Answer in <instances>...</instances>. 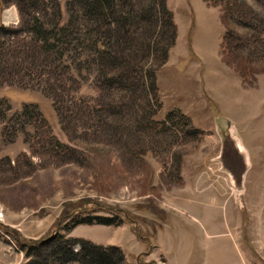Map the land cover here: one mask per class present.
<instances>
[{"label": "rangeland", "instance_id": "obj_1", "mask_svg": "<svg viewBox=\"0 0 264 264\" xmlns=\"http://www.w3.org/2000/svg\"><path fill=\"white\" fill-rule=\"evenodd\" d=\"M0 1V24L18 26L15 2ZM199 1L215 24L198 25L194 0H165L176 36L163 63L145 49L163 39L145 21L133 43L98 47L133 53L126 65L100 73L89 48L69 60L78 83L62 98L0 79V264H84L60 252L78 239L117 247L115 264H264V71L248 86L219 52L226 27L260 52L246 26L264 32V0H241L243 25ZM24 3H59L61 22L82 25L78 0ZM135 3L142 17L149 0ZM123 68L132 85L102 78Z\"/></svg>", "mask_w": 264, "mask_h": 264}, {"label": "trees", "instance_id": "obj_2", "mask_svg": "<svg viewBox=\"0 0 264 264\" xmlns=\"http://www.w3.org/2000/svg\"><path fill=\"white\" fill-rule=\"evenodd\" d=\"M13 1L18 7L20 20L18 26L7 27L0 24V79L11 83L13 76L16 82L26 76L30 80H36V85L44 86L48 93L60 98L63 96L62 90L67 87V82L78 83L77 79L67 72L69 69H73L69 60L78 61L80 57L76 54H80L82 49L89 48L90 56H92L89 59L90 65H93L100 73H104L106 65L112 66L116 61H119L120 64L115 65L113 68L115 69L120 65H126L135 55L128 53L121 59L115 56L114 52L98 47L107 46L109 50H113L120 39L133 43L138 30L135 28L145 26L146 22L151 30L158 31L163 37V39L159 38L158 42L156 41V45L154 42L153 45L144 46L161 63L167 59L168 50L176 36L175 22L165 0H149L148 10L144 11L142 17L135 9L137 6L135 0H78L77 6L82 9V25L76 22L74 17L65 23L61 22L59 3L39 6L36 3L26 4L25 0ZM204 1L222 7L223 22L229 19L233 20V17L236 16V22L243 25L239 11L241 0ZM29 9H31V13L28 11ZM74 12L77 13V10L74 9ZM24 15H27L28 18H25ZM52 16L53 18H50ZM246 27L252 30L250 31L251 37L260 41L262 46L260 52L256 54L247 52L246 33L232 31L227 27L221 36L219 52L221 59L238 73L242 83L253 86L256 75L264 71V32L262 28L258 29L248 25ZM95 35L102 39H98ZM139 62L137 61L135 64L138 65ZM80 67V64L76 63V69ZM79 70L76 71L78 74ZM121 70H123L121 73L119 71L118 74L108 75L109 77L102 76V74L101 76L106 79L109 86L119 84L126 87L124 84L129 86V83L132 85L133 81H129L128 69ZM110 71L108 74H111ZM102 78L99 85L102 83ZM150 78L156 105L160 107L158 90L155 89V74H151ZM23 85L25 86V83ZM30 86H34V83H30ZM174 113L175 111L171 110L166 117L169 118ZM180 115L183 116L182 113ZM194 130L196 131V129ZM108 221L103 219L101 222L109 223L110 221ZM84 222L91 223L92 219L89 218ZM76 243L79 244L78 251H74L70 244L60 250L67 260L77 252L82 255L84 264H92L94 259L96 264H115L114 260L121 261L123 259L117 247H102L82 239L72 242L75 245ZM27 264H33V259Z\"/></svg>", "mask_w": 264, "mask_h": 264}, {"label": "crops", "instance_id": "obj_3", "mask_svg": "<svg viewBox=\"0 0 264 264\" xmlns=\"http://www.w3.org/2000/svg\"><path fill=\"white\" fill-rule=\"evenodd\" d=\"M195 14L194 17H196V20L198 19V25L202 24V23H214V13L212 11H206L203 7L202 4L200 3L199 0H194V8H192V11L190 12V14ZM175 18V15H174ZM176 20V18H175ZM197 47H199V44H197ZM264 73V72H263ZM262 73V74H263ZM93 241V239H91ZM94 242L96 243H101V244H112L113 241L109 240V239H97Z\"/></svg>", "mask_w": 264, "mask_h": 264}, {"label": "bare ground", "instance_id": "obj_4", "mask_svg": "<svg viewBox=\"0 0 264 264\" xmlns=\"http://www.w3.org/2000/svg\"><path fill=\"white\" fill-rule=\"evenodd\" d=\"M241 145V144H240ZM240 147V146H239ZM241 150V149H240Z\"/></svg>", "mask_w": 264, "mask_h": 264}]
</instances>
